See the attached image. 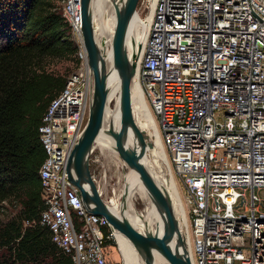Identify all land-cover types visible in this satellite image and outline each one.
<instances>
[{
    "label": "built area",
    "instance_id": "obj_1",
    "mask_svg": "<svg viewBox=\"0 0 264 264\" xmlns=\"http://www.w3.org/2000/svg\"><path fill=\"white\" fill-rule=\"evenodd\" d=\"M59 4L76 70L37 127L38 223L73 264H107L114 230L85 209L65 170L86 124L92 77L80 0ZM141 8L149 16L132 84L182 191L189 262L264 264V0H137L143 19Z\"/></svg>",
    "mask_w": 264,
    "mask_h": 264
},
{
    "label": "trees",
    "instance_id": "obj_2",
    "mask_svg": "<svg viewBox=\"0 0 264 264\" xmlns=\"http://www.w3.org/2000/svg\"><path fill=\"white\" fill-rule=\"evenodd\" d=\"M59 1L0 0V206H17L0 221V264H73L38 223L44 152L37 127L65 80L43 63L74 52Z\"/></svg>",
    "mask_w": 264,
    "mask_h": 264
},
{
    "label": "water",
    "instance_id": "obj_3",
    "mask_svg": "<svg viewBox=\"0 0 264 264\" xmlns=\"http://www.w3.org/2000/svg\"><path fill=\"white\" fill-rule=\"evenodd\" d=\"M136 1L124 0L122 10L120 12L115 11L114 39L111 42L110 49L112 62L109 69L104 72L101 70L104 68L103 55L96 49L91 34L90 17L87 10L88 0H80L81 36L87 65L91 71L92 99L85 127L67 157L65 170L68 179L78 190L85 209L92 214L103 216L114 231L123 234L134 250L141 256L144 264H153L151 251L159 252L169 264H190L182 238H180L183 247L182 252L177 251L170 244L171 240H178V238H171L175 229L174 222L165 199L140 162L150 146L143 140L142 129L137 127L132 119L129 93L130 83L133 81L136 54L140 44H137L135 50L131 51L129 55L125 49L127 22L131 13L135 11ZM99 64L101 69L98 67ZM115 77L118 78L119 88L118 98L114 102L113 109L117 105L121 115V132H112V135L117 140V151L123 163L138 176L147 191L148 198L153 199L155 209L158 210L159 207L163 209L165 224L162 226L156 222L153 234L140 232L124 216L117 217L110 212L106 205L107 202L100 197L88 168V157L92 150L91 145L97 129L103 123L104 108L108 103L105 87ZM127 133L133 139L135 146L130 144L129 147L123 141ZM125 197L126 186L124 184L118 197L119 208L122 212L125 209ZM158 228H161L160 232Z\"/></svg>",
    "mask_w": 264,
    "mask_h": 264
},
{
    "label": "bare ground",
    "instance_id": "obj_4",
    "mask_svg": "<svg viewBox=\"0 0 264 264\" xmlns=\"http://www.w3.org/2000/svg\"><path fill=\"white\" fill-rule=\"evenodd\" d=\"M123 3L124 0H88L87 2V10L90 17L91 34L93 37V41L95 43L96 49L99 52L101 51L100 53H102L103 55L102 61L104 68L101 69L100 64L98 65V67H100V69L104 72L109 69L107 68L106 63L108 62V60H110L111 56L109 54L108 57V50L106 46L108 41L110 44H112L111 42L114 39L115 11L120 12L123 8ZM151 3L152 2H150V4ZM148 16L142 19L137 16L135 11L131 13V16L127 22V38L125 39V49L127 51H129V49L130 51H134L137 44H142L145 36ZM108 66L110 67V64ZM89 73L91 75V71H89ZM118 88L119 81L117 77L106 84L105 90L107 100L114 97L115 101H117ZM129 93L130 111L133 121L137 122L140 129L146 130L149 135L151 134V136L154 137V146L150 148L152 159L149 160L146 158V156H144L140 159V162L145 168L149 177L157 186L163 198L165 199L170 216L174 222L175 229L173 232L175 234L173 235L175 236L172 235L171 238H178V240L175 241L173 239L171 240L170 244L174 246L177 251L182 252L183 247L181 245L180 238H188V235L186 231L185 209L183 208L182 200L178 192L179 189L177 188L178 186H176V180L174 182V179L172 178V171L170 172L168 160L166 161L162 157L163 148L154 119L145 104L142 102L135 83H130ZM114 107L115 108L113 110H109L108 106H105L103 123L96 131L91 148H94L96 144H100L106 149L111 150L113 155L115 156V159H117L116 157H121L119 156L117 151V140L115 136L112 135V132H121V115L119 113V110L117 109V105H115ZM133 107L134 109H132ZM128 136L130 137L129 133H127V135L123 138V141H125V143L129 147L130 144L135 146L134 141L133 139H131V137L129 138V140L126 139V137L128 138ZM160 164L164 166V172L158 169ZM154 168H156V171L152 170ZM150 170L152 171L153 176H151L149 172ZM125 177L127 180L125 182L126 197L124 212L120 210L119 202L117 204V207H112L114 210L116 209V213L112 212L111 210L110 212L117 217L124 216L134 228H136L137 230L140 229V232H148L153 234L155 231L156 222H158L159 225L161 224L162 226L165 224L163 209L159 207L158 210H156L153 204V199L150 198L152 209H148V207H145V209L143 210L144 213H141L140 215V220H138L136 223L133 222V219L131 221V218L134 215L132 214L129 216V210L132 209L135 197L148 198V195L142 182L139 180L138 176L133 173L132 170L128 173L125 172ZM160 229L161 228H158L159 232ZM178 232H181V236H178ZM113 233L118 245V249L122 256L123 263L134 264L135 261L142 263L143 260L141 256L134 250L127 238L118 231H113ZM119 235H121L123 238H121V236ZM123 244H125L128 250H130L129 253L123 247ZM151 258L153 260V264H169L167 263L166 259L157 251H151Z\"/></svg>",
    "mask_w": 264,
    "mask_h": 264
},
{
    "label": "rangeland",
    "instance_id": "obj_5",
    "mask_svg": "<svg viewBox=\"0 0 264 264\" xmlns=\"http://www.w3.org/2000/svg\"><path fill=\"white\" fill-rule=\"evenodd\" d=\"M146 10H145V8L140 9V15L142 17L145 16ZM110 49H111V44L108 41V43H107L108 57H109V54L111 56ZM111 61H112V59L110 57V60H108V62L106 63L107 68H109V66H108L109 64L111 65ZM43 68L47 72L61 76L63 78H66V76L69 73L76 70V65H75L74 58L71 56L69 59H47L43 63ZM114 102H115V99L113 98L107 104L109 110L113 109ZM132 109H134V107ZM135 123H136V126L138 127V124L136 121H135ZM142 135H143V140L146 143H148L150 148H152L154 146L153 145L154 137L151 136V134L149 135V133L144 129H142ZM129 138H130L129 136H128V138L126 137V139H128V140H129ZM150 148H148L145 152V156L149 160L152 159V153L150 152ZM162 157L167 161L164 150H163ZM116 158L117 159H115V156L113 155L111 150L106 149L104 146H102L100 144L95 145V147L93 148V150L91 151V153L88 157V168H89V171L95 177L94 178L95 179V182H94L95 187L99 189L100 197L102 199H104L105 202H109L110 199H116L119 202V198H118L119 193H120L122 187L124 186V184L127 180L125 177V172L128 173L131 171L130 169H128V166L125 163H123L121 158H119V157H116ZM168 166H169L170 172H171L172 169H171L169 164H168ZM158 169L161 170L162 172H164V170H165V168L162 164H160ZM152 170L156 171V168H154ZM149 172H150L151 176H153L152 171L150 170ZM171 175H172V178L174 179V182H175L176 178L173 176L172 172H171ZM123 180H124V182H123ZM176 186H177V183H176ZM178 192H179V190H178ZM180 198L182 200V191H181ZM151 206H152V204H151L150 199H148L146 197H144V198L135 197L134 207H135V210L137 212L142 213L143 210L145 209V207H148V209L149 208L152 209ZM183 208L185 209L184 206H183ZM16 210H17V206H14V204L11 205V204L7 203L6 204V211L3 212L2 214H0V221H5ZM153 227H154V225H153ZM173 236H175V235H173ZM178 236H181V232H178ZM109 242L110 243L108 244V246L105 250V253H106L105 257H106L107 264H124L122 256L120 254V251L117 247L118 245H116L114 243L115 241L114 242L109 241ZM123 247L127 250L128 253L130 252V250H128V248L125 246V244H123ZM134 264H144V263L143 262L140 263V262L135 261Z\"/></svg>",
    "mask_w": 264,
    "mask_h": 264
},
{
    "label": "crops",
    "instance_id": "obj_6",
    "mask_svg": "<svg viewBox=\"0 0 264 264\" xmlns=\"http://www.w3.org/2000/svg\"><path fill=\"white\" fill-rule=\"evenodd\" d=\"M95 178V177H94ZM120 194V193H119ZM115 198V197H114ZM104 200V199H103ZM117 204H118V201L116 200V199H110L109 200V202H107L106 203V205H107V208L109 209V210H111L112 212H114V213H116V209L114 210L112 207H117ZM143 213V212H142ZM134 215L132 218H131V221H132V219H133V222H137L138 220H140V215H141V213H139V212H137L136 210H135V207H134V204H133V206H132V209H130L129 210V216L130 215ZM143 216V215H142ZM139 229V228H138ZM140 230V229H139ZM141 231V230H140ZM119 236H121V235H119ZM121 238H123L122 236H121Z\"/></svg>",
    "mask_w": 264,
    "mask_h": 264
}]
</instances>
